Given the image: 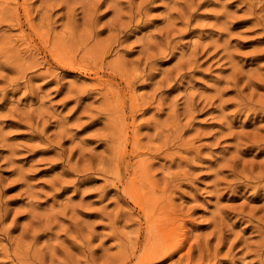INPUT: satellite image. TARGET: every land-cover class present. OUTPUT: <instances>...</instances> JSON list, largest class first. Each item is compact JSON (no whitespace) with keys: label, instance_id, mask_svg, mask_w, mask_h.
Masks as SVG:
<instances>
[{"label":"rangeland","instance_id":"1","mask_svg":"<svg viewBox=\"0 0 264 264\" xmlns=\"http://www.w3.org/2000/svg\"><path fill=\"white\" fill-rule=\"evenodd\" d=\"M0 264H264V0H0Z\"/></svg>","mask_w":264,"mask_h":264},{"label":"bare ground","instance_id":"2","mask_svg":"<svg viewBox=\"0 0 264 264\" xmlns=\"http://www.w3.org/2000/svg\"><path fill=\"white\" fill-rule=\"evenodd\" d=\"M144 208H146V207H144ZM147 209H148V213H149L148 216H151L152 218H154V219H152L153 221H152V224L150 227V231H151V234L153 236V243H152V245H149L148 247H146L145 251H146V254H148V255L160 256L165 252V249L168 248L169 245L172 244L171 242L178 236L179 233H178L177 229H173V230L171 229L172 231L167 230V227L169 226V222H170L169 220H171L170 216H168L169 220L161 221L160 219L156 218V211L150 210V207ZM151 212H152V215H150Z\"/></svg>","mask_w":264,"mask_h":264}]
</instances>
